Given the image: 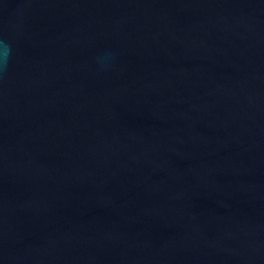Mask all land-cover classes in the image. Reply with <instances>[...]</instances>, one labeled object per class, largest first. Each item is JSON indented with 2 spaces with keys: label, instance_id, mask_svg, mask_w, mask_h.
Here are the masks:
<instances>
[{
  "label": "water",
  "instance_id": "1",
  "mask_svg": "<svg viewBox=\"0 0 264 264\" xmlns=\"http://www.w3.org/2000/svg\"><path fill=\"white\" fill-rule=\"evenodd\" d=\"M0 264H264V0H0Z\"/></svg>",
  "mask_w": 264,
  "mask_h": 264
},
{
  "label": "clouds",
  "instance_id": "2",
  "mask_svg": "<svg viewBox=\"0 0 264 264\" xmlns=\"http://www.w3.org/2000/svg\"><path fill=\"white\" fill-rule=\"evenodd\" d=\"M11 53H12L11 46L8 45L7 43L3 44L2 48H0V62H3L5 65H7Z\"/></svg>",
  "mask_w": 264,
  "mask_h": 264
}]
</instances>
